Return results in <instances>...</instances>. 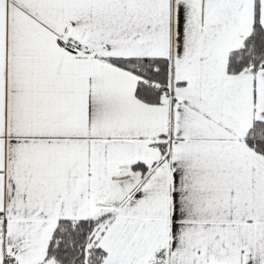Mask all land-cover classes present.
<instances>
[{"label":"snow or ice","instance_id":"6c2138e0","mask_svg":"<svg viewBox=\"0 0 264 264\" xmlns=\"http://www.w3.org/2000/svg\"><path fill=\"white\" fill-rule=\"evenodd\" d=\"M0 264H264V0H0Z\"/></svg>","mask_w":264,"mask_h":264}]
</instances>
